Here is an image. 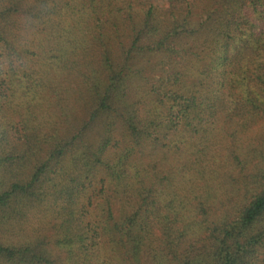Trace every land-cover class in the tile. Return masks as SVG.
Here are the masks:
<instances>
[{
	"label": "trees",
	"instance_id": "trees-1",
	"mask_svg": "<svg viewBox=\"0 0 264 264\" xmlns=\"http://www.w3.org/2000/svg\"><path fill=\"white\" fill-rule=\"evenodd\" d=\"M0 264H264V0H0Z\"/></svg>",
	"mask_w": 264,
	"mask_h": 264
}]
</instances>
